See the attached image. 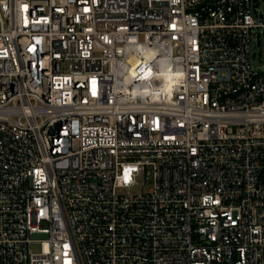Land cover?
<instances>
[{
  "label": "built area",
  "instance_id": "1",
  "mask_svg": "<svg viewBox=\"0 0 264 264\" xmlns=\"http://www.w3.org/2000/svg\"><path fill=\"white\" fill-rule=\"evenodd\" d=\"M261 33L254 0H0V264H264Z\"/></svg>",
  "mask_w": 264,
  "mask_h": 264
},
{
  "label": "rangeland",
  "instance_id": "2",
  "mask_svg": "<svg viewBox=\"0 0 264 264\" xmlns=\"http://www.w3.org/2000/svg\"><path fill=\"white\" fill-rule=\"evenodd\" d=\"M256 6L263 13L264 20V0H254ZM251 60L255 67L264 66V34L261 33L259 36V40L253 38L251 42ZM143 177H138L137 184H134L130 190L132 191H140L145 189L146 187L142 185ZM143 186V187H142Z\"/></svg>",
  "mask_w": 264,
  "mask_h": 264
},
{
  "label": "bare ground",
  "instance_id": "3",
  "mask_svg": "<svg viewBox=\"0 0 264 264\" xmlns=\"http://www.w3.org/2000/svg\"><path fill=\"white\" fill-rule=\"evenodd\" d=\"M170 82H171L170 78H169V77H167V79H166V85H169V84H170Z\"/></svg>",
  "mask_w": 264,
  "mask_h": 264
}]
</instances>
